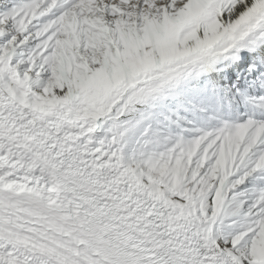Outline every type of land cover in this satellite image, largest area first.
<instances>
[{
  "label": "snow or ice",
  "instance_id": "obj_1",
  "mask_svg": "<svg viewBox=\"0 0 264 264\" xmlns=\"http://www.w3.org/2000/svg\"><path fill=\"white\" fill-rule=\"evenodd\" d=\"M0 264H264V0H0Z\"/></svg>",
  "mask_w": 264,
  "mask_h": 264
}]
</instances>
